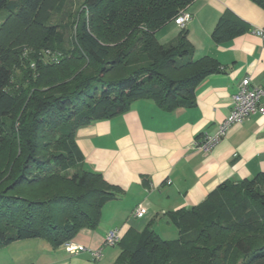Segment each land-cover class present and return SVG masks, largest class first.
I'll return each instance as SVG.
<instances>
[{
	"label": "trees",
	"instance_id": "1",
	"mask_svg": "<svg viewBox=\"0 0 264 264\" xmlns=\"http://www.w3.org/2000/svg\"><path fill=\"white\" fill-rule=\"evenodd\" d=\"M195 1L79 0L68 39L52 15L67 0H0V249L33 239L64 246L97 230L106 204L120 198L85 168L78 130L139 100L166 112L195 106L220 63L195 60L185 28L167 45L156 37ZM247 29L228 12L212 37L223 44ZM167 216L177 239L132 229L113 264H264V173Z\"/></svg>",
	"mask_w": 264,
	"mask_h": 264
},
{
	"label": "crops",
	"instance_id": "2",
	"mask_svg": "<svg viewBox=\"0 0 264 264\" xmlns=\"http://www.w3.org/2000/svg\"><path fill=\"white\" fill-rule=\"evenodd\" d=\"M187 11L192 20L185 30L194 59L213 58L221 71L199 84L192 108L166 112L153 100H139L122 115L78 130L77 145L85 168L101 174L122 194L106 204L99 228L83 229L72 241L75 245L99 248L112 231L121 237L132 229L141 232L147 227L160 237L163 232L176 233L168 213L200 205L224 183L264 173V115L232 126L209 153L194 147L196 141L218 131L245 78L254 87H264V39L256 33L264 30V9L250 0H196ZM228 12L248 29L217 44L212 37L214 29ZM182 31L171 22L156 37L161 45H167ZM138 207L147 210L142 218L133 216ZM56 249L65 250L64 246ZM56 249L55 256L63 257L62 264H94L87 252L70 255L65 251L61 256ZM118 256L104 255L97 264H113Z\"/></svg>",
	"mask_w": 264,
	"mask_h": 264
},
{
	"label": "built area",
	"instance_id": "3",
	"mask_svg": "<svg viewBox=\"0 0 264 264\" xmlns=\"http://www.w3.org/2000/svg\"><path fill=\"white\" fill-rule=\"evenodd\" d=\"M191 20V13L183 11L174 20V23L184 29ZM256 33L264 39V30L258 29ZM254 115H264V87H254L251 85V80L245 78L239 85L237 93L232 97L229 116L219 125L215 134L205 135L196 141L195 149L204 153L211 152L226 137L232 126L241 124ZM168 184L170 185L171 181H168ZM146 214L147 210L143 207H138L133 211V216L136 218H142ZM120 240L121 235L117 231H112L106 236L104 243L99 248H86L75 245L73 242L66 243L64 248L70 255L87 252L91 255L93 262H99L103 258L104 249L117 246Z\"/></svg>",
	"mask_w": 264,
	"mask_h": 264
},
{
	"label": "rangeland",
	"instance_id": "4",
	"mask_svg": "<svg viewBox=\"0 0 264 264\" xmlns=\"http://www.w3.org/2000/svg\"><path fill=\"white\" fill-rule=\"evenodd\" d=\"M79 0H67L66 7L63 10L62 14L52 13L53 22L59 24L63 27H66L65 36L70 39L73 35L71 24L74 14L78 9ZM7 15V11H0V24ZM69 15V16H67ZM71 18H68L70 17ZM72 49L71 46L67 45L65 50ZM31 51V50H30ZM33 62V61H32ZM33 68V66H32ZM176 233H164L161 235L165 240H175L178 238V232L176 228L173 227ZM58 250V255H63L66 253V250ZM55 248H52L49 243L40 239L20 241L12 244L9 247L0 249V264H62L63 257L55 256ZM103 253L104 255H114L120 254L121 249L117 245L116 247L105 248ZM110 253V254H109ZM74 257V256H72ZM61 260V261H60ZM97 264V262H94ZM100 264V263H99Z\"/></svg>",
	"mask_w": 264,
	"mask_h": 264
}]
</instances>
